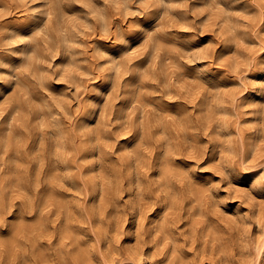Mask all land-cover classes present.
Returning a JSON list of instances; mask_svg holds the SVG:
<instances>
[{"label": "clouds", "instance_id": "obj_1", "mask_svg": "<svg viewBox=\"0 0 264 264\" xmlns=\"http://www.w3.org/2000/svg\"><path fill=\"white\" fill-rule=\"evenodd\" d=\"M0 264H264V0H0Z\"/></svg>", "mask_w": 264, "mask_h": 264}]
</instances>
